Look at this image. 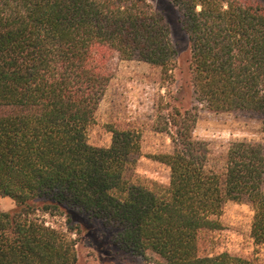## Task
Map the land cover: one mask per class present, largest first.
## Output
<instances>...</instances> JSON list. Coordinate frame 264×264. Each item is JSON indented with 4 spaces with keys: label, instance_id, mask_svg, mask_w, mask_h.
<instances>
[{
    "label": "trees",
    "instance_id": "16d2710c",
    "mask_svg": "<svg viewBox=\"0 0 264 264\" xmlns=\"http://www.w3.org/2000/svg\"><path fill=\"white\" fill-rule=\"evenodd\" d=\"M191 47L197 104L246 111L264 128V2L170 0ZM177 50L147 0H0V264H78L71 230L40 214H87L113 243L150 264H256L228 251L200 253L230 201L254 209L264 244V141H231L221 156L195 136L198 106L160 115L172 150L153 155L169 183L136 173L141 134L108 125V146L89 142L116 60L139 59L170 76ZM174 128V130L172 129Z\"/></svg>",
    "mask_w": 264,
    "mask_h": 264
},
{
    "label": "rangeland",
    "instance_id": "374dc122",
    "mask_svg": "<svg viewBox=\"0 0 264 264\" xmlns=\"http://www.w3.org/2000/svg\"><path fill=\"white\" fill-rule=\"evenodd\" d=\"M169 25L170 38L177 50L170 76L158 67L139 59L116 60L112 78L88 129L89 142L108 146L112 133L108 125L132 127L141 134V156L136 173L146 180L169 183V167L153 155L172 150L167 131L157 129L160 115L169 116L173 107L181 110L198 106L199 116L194 130L197 138L209 142L213 156H221L231 141H264L262 117L246 111L215 112L197 104L191 83V47L181 24L182 13L170 0H147ZM264 2V0H261ZM174 130V128H172ZM14 200L0 195V209L11 210ZM47 224L71 230L76 240L78 264H150L142 256L125 251L113 243L112 229L87 214H40ZM254 209L247 202L228 201L218 219L219 229L200 233L202 255L228 251L264 264V244L256 245L251 237Z\"/></svg>",
    "mask_w": 264,
    "mask_h": 264
}]
</instances>
